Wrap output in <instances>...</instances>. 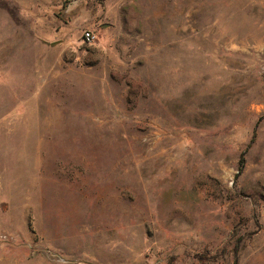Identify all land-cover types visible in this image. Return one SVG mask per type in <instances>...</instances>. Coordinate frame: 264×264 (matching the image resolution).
Wrapping results in <instances>:
<instances>
[{
  "label": "rangeland",
  "instance_id": "rangeland-1",
  "mask_svg": "<svg viewBox=\"0 0 264 264\" xmlns=\"http://www.w3.org/2000/svg\"><path fill=\"white\" fill-rule=\"evenodd\" d=\"M0 264H264V0H0Z\"/></svg>",
  "mask_w": 264,
  "mask_h": 264
},
{
  "label": "built area",
  "instance_id": "built-area-1",
  "mask_svg": "<svg viewBox=\"0 0 264 264\" xmlns=\"http://www.w3.org/2000/svg\"><path fill=\"white\" fill-rule=\"evenodd\" d=\"M83 35H84V39L89 41V42H91V41H93L95 39V35L92 32H90V31L84 32Z\"/></svg>",
  "mask_w": 264,
  "mask_h": 264
}]
</instances>
